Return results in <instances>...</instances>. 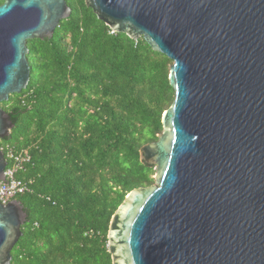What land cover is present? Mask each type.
I'll return each instance as SVG.
<instances>
[{
  "label": "water",
  "instance_id": "1",
  "mask_svg": "<svg viewBox=\"0 0 264 264\" xmlns=\"http://www.w3.org/2000/svg\"><path fill=\"white\" fill-rule=\"evenodd\" d=\"M113 32L173 62L174 99L107 234L112 264H264V0H84ZM67 0L0 4V104L26 89L29 40L52 38ZM15 124L0 105V140ZM7 160L0 147V181ZM27 212L0 202V264Z\"/></svg>",
  "mask_w": 264,
  "mask_h": 264
},
{
  "label": "trees",
  "instance_id": "2",
  "mask_svg": "<svg viewBox=\"0 0 264 264\" xmlns=\"http://www.w3.org/2000/svg\"><path fill=\"white\" fill-rule=\"evenodd\" d=\"M67 1L72 14L53 37L27 43L26 89L0 104L15 124L1 149L31 156L18 173L28 216L11 264H112L111 218L153 183L140 150L158 139L174 99L171 59L113 32L84 0Z\"/></svg>",
  "mask_w": 264,
  "mask_h": 264
},
{
  "label": "built area",
  "instance_id": "3",
  "mask_svg": "<svg viewBox=\"0 0 264 264\" xmlns=\"http://www.w3.org/2000/svg\"><path fill=\"white\" fill-rule=\"evenodd\" d=\"M7 166L4 170V180L0 181V202L6 204L17 196L28 191L29 183L18 178V173L30 163L31 156L27 150L16 151L13 147L6 150Z\"/></svg>",
  "mask_w": 264,
  "mask_h": 264
},
{
  "label": "rangeland",
  "instance_id": "4",
  "mask_svg": "<svg viewBox=\"0 0 264 264\" xmlns=\"http://www.w3.org/2000/svg\"><path fill=\"white\" fill-rule=\"evenodd\" d=\"M152 166H153L154 171L156 172L155 165L153 164ZM155 172L152 174V178L154 179V181H153L152 184L155 183ZM152 184H151V185H152Z\"/></svg>",
  "mask_w": 264,
  "mask_h": 264
},
{
  "label": "flooded vegetation",
  "instance_id": "5",
  "mask_svg": "<svg viewBox=\"0 0 264 264\" xmlns=\"http://www.w3.org/2000/svg\"><path fill=\"white\" fill-rule=\"evenodd\" d=\"M4 1V0H3ZM3 3V2H2ZM68 4V1H67ZM71 8V7H70ZM71 14H72V9H71ZM63 21V20H62ZM62 21L60 22L59 26L61 25ZM56 30V29H55Z\"/></svg>",
  "mask_w": 264,
  "mask_h": 264
}]
</instances>
